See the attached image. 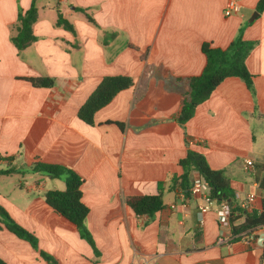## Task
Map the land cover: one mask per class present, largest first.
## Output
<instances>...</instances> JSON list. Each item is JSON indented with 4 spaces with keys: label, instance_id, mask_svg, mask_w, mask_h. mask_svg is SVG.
Returning <instances> with one entry per match:
<instances>
[{
    "label": "crops",
    "instance_id": "obj_1",
    "mask_svg": "<svg viewBox=\"0 0 264 264\" xmlns=\"http://www.w3.org/2000/svg\"><path fill=\"white\" fill-rule=\"evenodd\" d=\"M53 1L0 0V170H17L0 175V205L61 264H264V226L235 239L218 222L216 203L201 213L199 197L185 199L168 184L193 150L225 171L239 203L255 194L254 208L262 209L255 166H264V10L249 22L260 0H238L241 11L231 16L228 0ZM33 3L35 41L19 51L11 28ZM59 11L72 29L57 25ZM240 35L257 42L246 61L255 92L227 78L182 126L189 86L178 78L202 72L204 43L227 48ZM119 75L134 85L97 111L93 125L81 120L79 109L101 81ZM32 77L55 85L36 88ZM37 162L83 179L98 254L46 203L44 194L66 183L32 171ZM161 183L165 205L152 218L127 205L128 196L158 194ZM0 257L47 264L2 224Z\"/></svg>",
    "mask_w": 264,
    "mask_h": 264
},
{
    "label": "trees",
    "instance_id": "obj_2",
    "mask_svg": "<svg viewBox=\"0 0 264 264\" xmlns=\"http://www.w3.org/2000/svg\"><path fill=\"white\" fill-rule=\"evenodd\" d=\"M263 10L264 0H260L256 6V11L261 14ZM88 19L94 23L90 16H88ZM37 20L38 8L34 3L27 11H20L17 22L11 28L12 41L19 51L26 49L35 41L33 26ZM57 25L73 28L63 18L60 11L58 12ZM256 44V41L245 40L240 35L227 48L214 47L211 43L202 45L201 50L206 57V64L202 72L196 76L178 78L179 81L186 82L189 86V90L183 94L182 109L177 117L179 124L186 125L193 118L197 107L207 101L215 89L227 78L238 77L245 82L252 93L255 92L254 76L249 72L246 61ZM26 80L36 88H52L55 85V79L51 77H32L26 78ZM133 85V79L128 76L105 77L79 109V118L85 123L93 125L96 112L108 105L120 91L129 89ZM179 165L183 169V173L179 177L173 176L169 180V189L179 191L185 199H189L191 197L190 189L193 184V173L197 172L209 185L213 199L217 202H229L232 210L231 233L235 239L264 226V199L262 209L259 211L243 209L236 198L225 171L213 169L204 154L189 150L187 156L179 161ZM32 171L44 173L51 178H64L66 189L63 191H47L44 194L45 201L56 213L73 223L77 227L80 237L98 254L99 251L94 237L86 223L89 208L82 200L81 186L83 179L74 170L59 164L37 162L34 164ZM255 171L259 186L264 190V175L259 176L260 173L264 172V166H255ZM13 172H17V170H0V175ZM164 185V183L159 185V193L156 195L128 196L126 198L127 205L137 215L152 218L155 213L164 208ZM0 224L19 239L31 244L47 264H61L59 260L40 249L36 236L17 223L1 205ZM0 264L7 263L0 257Z\"/></svg>",
    "mask_w": 264,
    "mask_h": 264
},
{
    "label": "built area",
    "instance_id": "obj_3",
    "mask_svg": "<svg viewBox=\"0 0 264 264\" xmlns=\"http://www.w3.org/2000/svg\"><path fill=\"white\" fill-rule=\"evenodd\" d=\"M61 2H67L68 0H60ZM241 11V4L238 0H228L225 6V15L231 16L232 14L239 13ZM248 166H252L253 162L248 161ZM209 185L203 180L202 177L197 176L193 180L192 187L190 189L191 196L199 197L202 200V204L199 206L201 213H206L212 208V205L216 203V214L218 222L221 226L227 228L231 232V206L227 201L217 202L211 197ZM256 200V195H249L244 201L240 202L243 209L252 211L254 208V203ZM251 234V233H248ZM232 235V233H231ZM246 235V234H245ZM233 236V235H232Z\"/></svg>",
    "mask_w": 264,
    "mask_h": 264
},
{
    "label": "water",
    "instance_id": "obj_4",
    "mask_svg": "<svg viewBox=\"0 0 264 264\" xmlns=\"http://www.w3.org/2000/svg\"><path fill=\"white\" fill-rule=\"evenodd\" d=\"M259 16V12H255L254 15L249 19V22H253Z\"/></svg>",
    "mask_w": 264,
    "mask_h": 264
},
{
    "label": "rangeland",
    "instance_id": "obj_5",
    "mask_svg": "<svg viewBox=\"0 0 264 264\" xmlns=\"http://www.w3.org/2000/svg\"><path fill=\"white\" fill-rule=\"evenodd\" d=\"M53 5H54V7H55V6L57 7V6H58V1H57V0H54V1H53ZM254 13H255V12H254ZM254 13L250 15L249 19L254 15Z\"/></svg>",
    "mask_w": 264,
    "mask_h": 264
}]
</instances>
